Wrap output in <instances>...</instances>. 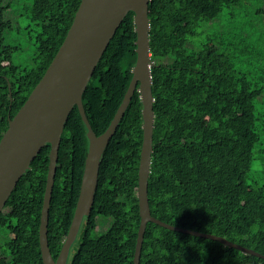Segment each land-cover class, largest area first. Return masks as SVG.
I'll list each match as a JSON object with an SVG mask.
<instances>
[{
    "label": "trees",
    "instance_id": "obj_1",
    "mask_svg": "<svg viewBox=\"0 0 264 264\" xmlns=\"http://www.w3.org/2000/svg\"><path fill=\"white\" fill-rule=\"evenodd\" d=\"M81 1L0 0V12L6 9L0 21V142L58 54ZM248 1L150 0L155 122L148 193L154 218L264 256V176L252 177L256 154L264 150L259 129L264 121L256 114V103L264 99V47L249 43L248 34L225 38V32L203 36L201 30H210L224 9ZM256 7L264 16V5ZM13 12L20 18L17 27ZM134 16L130 12L118 28L83 95L98 136L110 126L133 78ZM142 111L138 86L104 152L73 264H134ZM50 150L42 149L0 215V264H43L39 230ZM88 150V130L75 107L62 135L50 207L48 239L55 260L73 220ZM140 264H264V259L150 222Z\"/></svg>",
    "mask_w": 264,
    "mask_h": 264
},
{
    "label": "water",
    "instance_id": "obj_2",
    "mask_svg": "<svg viewBox=\"0 0 264 264\" xmlns=\"http://www.w3.org/2000/svg\"><path fill=\"white\" fill-rule=\"evenodd\" d=\"M150 0H82L69 33L44 77L33 90L0 142V215L18 182L46 145L51 146L49 169L39 230L43 264H73L83 240L98 189L104 152L114 136L139 86L143 105V145L139 165L138 199L141 224L134 264H140L144 236L152 222L169 230L218 241L244 254L264 256L223 237L175 227L152 216L149 203V178L154 135V96L152 92L149 18ZM133 12L137 34V62L128 91L108 129L101 135L93 130L83 104V95L108 45L127 15ZM77 107L89 137L79 199L73 220L55 260L49 247L48 225L59 150L65 125Z\"/></svg>",
    "mask_w": 264,
    "mask_h": 264
},
{
    "label": "rangeland",
    "instance_id": "obj_3",
    "mask_svg": "<svg viewBox=\"0 0 264 264\" xmlns=\"http://www.w3.org/2000/svg\"><path fill=\"white\" fill-rule=\"evenodd\" d=\"M263 2L264 0H249L246 4L239 2L237 5H232L224 9L222 15L219 19L214 21L210 30H207L206 28L201 29L205 31L202 33V35L207 36L209 33L212 34L218 31H222L225 32V38L234 36H238L240 38L242 34L244 36L248 34L249 43L255 45L261 44V46L264 47V16L261 17L260 15H258L256 7H263ZM253 4L256 6H254ZM5 14L6 9L3 8L0 12V21L4 20ZM13 17L14 26L17 27L20 24L18 22L20 21V18H18L17 15L15 16L14 12ZM10 43L13 42L10 41ZM262 70H260L259 72H261ZM256 114L259 119L264 121V99L258 100V102L256 103ZM259 129L260 132L264 135L263 122H261V126L259 127ZM252 168L254 170L252 177L261 179L264 176V150L261 152V154H256V158L253 162ZM262 184H264V182ZM14 205L15 204H13V206ZM18 234L19 231L12 233V237Z\"/></svg>",
    "mask_w": 264,
    "mask_h": 264
}]
</instances>
